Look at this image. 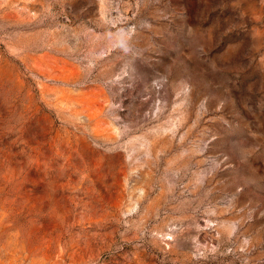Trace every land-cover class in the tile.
Instances as JSON below:
<instances>
[{"label": "rangeland", "instance_id": "rangeland-1", "mask_svg": "<svg viewBox=\"0 0 264 264\" xmlns=\"http://www.w3.org/2000/svg\"><path fill=\"white\" fill-rule=\"evenodd\" d=\"M0 264H264V0H0Z\"/></svg>", "mask_w": 264, "mask_h": 264}]
</instances>
